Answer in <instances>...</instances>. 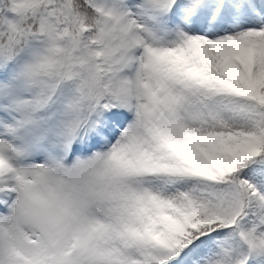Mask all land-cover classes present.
Listing matches in <instances>:
<instances>
[{
  "label": "snow or ice",
  "instance_id": "snow-or-ice-1",
  "mask_svg": "<svg viewBox=\"0 0 264 264\" xmlns=\"http://www.w3.org/2000/svg\"><path fill=\"white\" fill-rule=\"evenodd\" d=\"M0 264H264V0H0Z\"/></svg>",
  "mask_w": 264,
  "mask_h": 264
}]
</instances>
